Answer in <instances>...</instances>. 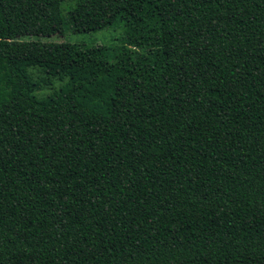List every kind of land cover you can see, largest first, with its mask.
I'll return each instance as SVG.
<instances>
[{
    "label": "trees",
    "instance_id": "16d2710c",
    "mask_svg": "<svg viewBox=\"0 0 264 264\" xmlns=\"http://www.w3.org/2000/svg\"><path fill=\"white\" fill-rule=\"evenodd\" d=\"M0 264H264V0H0Z\"/></svg>",
    "mask_w": 264,
    "mask_h": 264
},
{
    "label": "rangeland",
    "instance_id": "374dc122",
    "mask_svg": "<svg viewBox=\"0 0 264 264\" xmlns=\"http://www.w3.org/2000/svg\"><path fill=\"white\" fill-rule=\"evenodd\" d=\"M69 6L70 3L68 1H63L61 3V11L63 15H65V11ZM128 35L129 34L124 31L121 23H116L102 30L90 33H74L66 26H64L59 32H44L35 29H27L11 34L9 35V38L17 41L69 43L81 45L86 48L102 46L111 51L117 45L125 42ZM26 73L32 81L34 96L38 99L50 95L63 84L62 81L48 76L40 68H27Z\"/></svg>",
    "mask_w": 264,
    "mask_h": 264
}]
</instances>
